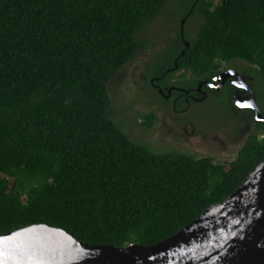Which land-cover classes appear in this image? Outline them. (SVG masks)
<instances>
[{
	"label": "trees",
	"instance_id": "16d2710c",
	"mask_svg": "<svg viewBox=\"0 0 264 264\" xmlns=\"http://www.w3.org/2000/svg\"><path fill=\"white\" fill-rule=\"evenodd\" d=\"M174 5L0 0V235L45 223L84 243L152 245L224 201L264 160V122L224 163L153 149L115 121L110 80L149 46L139 32ZM192 14L200 22L185 35L181 66L195 78L218 62L251 64L264 97V0H197ZM144 118L149 128L152 115Z\"/></svg>",
	"mask_w": 264,
	"mask_h": 264
},
{
	"label": "water",
	"instance_id": "95a60500",
	"mask_svg": "<svg viewBox=\"0 0 264 264\" xmlns=\"http://www.w3.org/2000/svg\"><path fill=\"white\" fill-rule=\"evenodd\" d=\"M230 71L234 84L251 95L246 103L238 97V105L264 122L249 77ZM0 264H264V160L224 201L161 242L89 244L61 227L37 223L0 235Z\"/></svg>",
	"mask_w": 264,
	"mask_h": 264
},
{
	"label": "flooded vegetation",
	"instance_id": "af4514ba",
	"mask_svg": "<svg viewBox=\"0 0 264 264\" xmlns=\"http://www.w3.org/2000/svg\"><path fill=\"white\" fill-rule=\"evenodd\" d=\"M185 1L190 4L188 10H181L177 5L176 17L170 21L173 24L169 23L170 35L160 32L157 41L152 40L126 64H130L131 79L146 101L145 106L150 107L142 117L145 121L144 116L152 115V123L144 128L154 141L192 145L196 151L209 154L218 162H232L246 145L256 122L252 108L238 105V97L246 103L251 95L234 84L237 76L230 70L249 77L248 83L259 104L251 74L254 66L240 61H222L215 70L195 78L193 72L182 67L180 58L191 46L185 35L191 37L197 32L192 26L197 20L192 14L197 0ZM143 55L146 58L142 61ZM208 103L213 104L209 111Z\"/></svg>",
	"mask_w": 264,
	"mask_h": 264
},
{
	"label": "rangeland",
	"instance_id": "374dc122",
	"mask_svg": "<svg viewBox=\"0 0 264 264\" xmlns=\"http://www.w3.org/2000/svg\"><path fill=\"white\" fill-rule=\"evenodd\" d=\"M175 3L182 8L183 0H173ZM171 5V4H170ZM177 5L165 10L159 15V17L154 20L146 29L139 32L138 37L140 39L147 40H156L161 36L160 32L169 33L170 26L169 23L173 24L175 19V9ZM179 18L177 19L178 23ZM200 19L197 17L195 23L192 24L193 29H197L199 26ZM177 25V24H176ZM175 27V26H174ZM170 35V34H168ZM168 35H163L168 37ZM160 36V37H159ZM192 37V36H191ZM165 38V37H164ZM157 41V40H156ZM151 43V42H150ZM144 55L142 56V61L145 59ZM154 71V69H152ZM110 93L113 100L114 112H117V115L114 116V119L117 123L122 125L124 132L129 134L134 140L145 143L151 146L153 149L162 150L165 148L176 149L184 152L194 153L196 155H207L196 151L192 145H185L181 143H170L166 141H154L152 139L151 133L141 125V122L144 121L142 115L147 113L149 106H145L146 101L143 100V97L140 96V91H138V86L134 85L131 79V69L130 64L125 65L111 80H110ZM260 108L264 114V97L258 98ZM212 103H208V111L212 107ZM264 132L261 134L262 138ZM233 158V157H232ZM215 162H218L217 159L213 158Z\"/></svg>",
	"mask_w": 264,
	"mask_h": 264
},
{
	"label": "built area",
	"instance_id": "2783aa9c",
	"mask_svg": "<svg viewBox=\"0 0 264 264\" xmlns=\"http://www.w3.org/2000/svg\"><path fill=\"white\" fill-rule=\"evenodd\" d=\"M262 138H264V135H262Z\"/></svg>",
	"mask_w": 264,
	"mask_h": 264
}]
</instances>
